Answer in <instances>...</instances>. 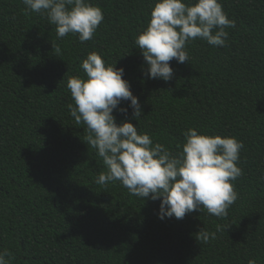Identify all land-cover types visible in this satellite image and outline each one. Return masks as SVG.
Segmentation results:
<instances>
[{
	"label": "trees",
	"instance_id": "trees-1",
	"mask_svg": "<svg viewBox=\"0 0 264 264\" xmlns=\"http://www.w3.org/2000/svg\"><path fill=\"white\" fill-rule=\"evenodd\" d=\"M90 2L104 20L81 42L59 38L47 13L23 0H0V252L8 264H264V0H219L236 22L225 46L190 40L188 61L171 60L167 82L148 77L135 45L156 0ZM92 52L125 70L141 104L137 119L114 110L117 124L130 120L153 146L178 155L189 128L243 143L227 217L202 207L160 219L162 197L96 182L107 167L70 115L67 87L86 79ZM202 228L216 238L204 242Z\"/></svg>",
	"mask_w": 264,
	"mask_h": 264
},
{
	"label": "clouds",
	"instance_id": "clouds-1",
	"mask_svg": "<svg viewBox=\"0 0 264 264\" xmlns=\"http://www.w3.org/2000/svg\"><path fill=\"white\" fill-rule=\"evenodd\" d=\"M27 10L47 13L59 38L69 33L79 35L81 42L93 38L104 20L103 11L90 0H23ZM146 29L135 37L151 79L170 81L174 70L170 61H188L186 43L200 38L212 46H225L227 27H235L219 0H156ZM60 52L53 44V49ZM86 79L70 77L73 104L70 115L76 124L86 125L87 143L97 150L107 167L97 183L119 180L130 194L157 200L163 198L159 218L183 219L187 213L206 208L216 217H227L228 208L237 200L232 181L242 175L237 166L243 143L235 137L198 133L195 128L184 132L182 151L173 155L164 145L153 141L147 133L138 134L130 120L117 124L114 110L133 117L142 115L137 96L124 79L125 70L107 65L102 57L89 53L82 61ZM130 101L127 107H119ZM151 194V195H150ZM217 225V231L221 230ZM204 242L216 233L202 228ZM9 253L0 252V264H8ZM255 264V261H249Z\"/></svg>",
	"mask_w": 264,
	"mask_h": 264
}]
</instances>
